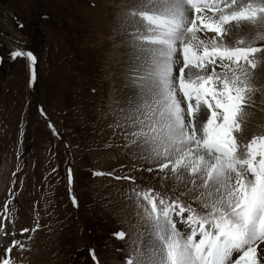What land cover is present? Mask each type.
<instances>
[{
  "label": "rangeland",
  "instance_id": "obj_1",
  "mask_svg": "<svg viewBox=\"0 0 264 264\" xmlns=\"http://www.w3.org/2000/svg\"><path fill=\"white\" fill-rule=\"evenodd\" d=\"M131 2L0 0V248H11L0 264H126L150 224L138 193L196 211L207 202L145 169L123 135L118 39ZM31 48L35 64L4 55Z\"/></svg>",
  "mask_w": 264,
  "mask_h": 264
},
{
  "label": "snow or ice",
  "instance_id": "obj_2",
  "mask_svg": "<svg viewBox=\"0 0 264 264\" xmlns=\"http://www.w3.org/2000/svg\"><path fill=\"white\" fill-rule=\"evenodd\" d=\"M125 23L135 59L146 60L130 144L169 178L199 189L197 200L207 198L196 211L152 189L138 193L150 224L144 251L126 264H261L264 133L243 117L249 70L264 53L254 46L264 41V0H132ZM11 55L36 61L24 50ZM10 251L0 248V257Z\"/></svg>",
  "mask_w": 264,
  "mask_h": 264
},
{
  "label": "bare ground",
  "instance_id": "obj_3",
  "mask_svg": "<svg viewBox=\"0 0 264 264\" xmlns=\"http://www.w3.org/2000/svg\"><path fill=\"white\" fill-rule=\"evenodd\" d=\"M128 1H131V0H128ZM128 8L129 6L127 7V9ZM124 22H125V18H124ZM121 30H122L123 36H119L118 41L119 43L123 44V47H121L120 51L127 57L121 59L119 63V67L117 69L116 82H117L118 97L120 98L117 100V104L119 103L120 105L118 106L119 110H116V112L119 113V115L118 114L117 115L120 119V124L123 130L122 131L123 135L129 139V137L126 135V132L131 130V118H128L127 114H129L132 117L134 115L135 107L139 105L142 100L145 99L144 89L140 86L141 80L139 79V77L146 75V60L144 58H141L139 60L135 59L136 53L133 49L132 40H131L132 29L125 23V30L123 29V26ZM259 44L264 45V41H257V43L254 46L257 45L258 47ZM258 54L259 53L256 54L257 60H258V61L256 60V67L254 69L249 70L250 71L249 84L251 88L256 86L259 83H264V79H262L261 77L263 70H264V59H262L261 56H264V53H262L259 57H258ZM248 98H249V101L244 108L243 118L249 123V125L254 129L255 132L264 133L261 131L262 128H260L259 126V122H261L263 118L262 113L264 112V91L259 95L258 93L253 94V95L248 94ZM186 106H187V103L182 105V107H186ZM129 145L131 146L130 147L131 152L135 154V156L138 159L143 160L142 161L144 162L143 165H145L143 167L145 169L148 170L149 168H151L152 170L150 172L154 173L155 176L157 175V176H164V177L169 178L168 176L165 175L164 172H161L156 167L155 164H153L150 161L140 158V156L133 150L134 146L131 145L130 142H129ZM169 179L175 180V181L177 180L180 183H185L186 185L193 187V185L188 183L187 181L173 179V178H169ZM122 195L123 197L126 196V195L124 196L123 193ZM139 200H141V198ZM175 218L181 219L182 225L184 227H187V223L184 221L183 217L175 216ZM146 222H149V221H146ZM145 229L146 227L144 226L143 227L144 232H145ZM261 264H264V263H262L261 261Z\"/></svg>",
  "mask_w": 264,
  "mask_h": 264
}]
</instances>
